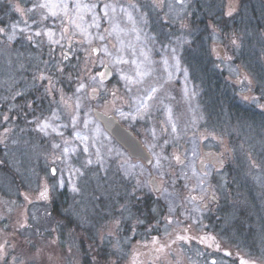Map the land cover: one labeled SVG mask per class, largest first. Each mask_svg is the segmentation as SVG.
I'll return each instance as SVG.
<instances>
[{"label": "rangeland", "instance_id": "obj_1", "mask_svg": "<svg viewBox=\"0 0 264 264\" xmlns=\"http://www.w3.org/2000/svg\"><path fill=\"white\" fill-rule=\"evenodd\" d=\"M213 1L226 16L236 9ZM60 2L25 0L0 31V264H234L235 248L264 247V132L236 121L230 136L211 122L190 67L201 44L187 34L192 0H64L67 17L39 7ZM208 28L229 91L264 112V54L253 48L241 75L233 34L221 46L211 40L221 29ZM106 66L113 78L103 82ZM95 108L132 130L152 164L133 159ZM204 151L214 155L206 163Z\"/></svg>", "mask_w": 264, "mask_h": 264}, {"label": "flooded vegetation", "instance_id": "obj_2", "mask_svg": "<svg viewBox=\"0 0 264 264\" xmlns=\"http://www.w3.org/2000/svg\"><path fill=\"white\" fill-rule=\"evenodd\" d=\"M199 1L201 2V0H192L186 19L188 28L187 34H190L192 39L190 42H192L194 38L201 41L200 48L197 51H192V53H198L201 62L206 60L207 46L204 43V40L206 39L207 33L205 28L209 21H214L216 27H219L222 32L220 33L219 39L215 40L211 36V40L216 41L215 43L220 44L221 46H226L229 41V32L230 35L233 34L234 39L240 43L236 44L237 41H235V46H233L232 49L234 52H232L233 55H231L232 61L237 64L239 71L241 72L240 74L246 75L242 64L246 63L245 61L249 59L248 57L253 54V48H255V54L257 53V56L261 55L262 57L264 54V0H237L236 9L234 7L231 16H226L227 14L222 11L221 6L216 9V2L213 0H202L201 3L203 4V7L200 8V11L196 8ZM21 2H25V0H8V2L6 0V6L8 7H4V9L7 11L8 23L1 25L0 31L6 30L11 23L17 21V17L19 16L17 8ZM4 4L5 0H3V5ZM33 4L34 0H26V9L32 7ZM261 34H263V36H261ZM207 155L209 157H205V163L206 160L214 157L213 153ZM216 159L218 158L216 157ZM135 160L138 162L143 161L141 159ZM218 161L222 164L219 159ZM158 193H160V191ZM201 197V199H203L205 195L203 194ZM209 198L211 202H217L213 193H210ZM132 199L133 196H131L129 201H132ZM140 203L139 200L138 203L136 202L131 208L133 213V216L131 215L132 221H137L140 215L143 216L142 203ZM207 208L208 204L206 203L203 209L206 210ZM232 258V260L235 261L234 264H241L242 261L247 262V264H264V247L235 248Z\"/></svg>", "mask_w": 264, "mask_h": 264}, {"label": "trees", "instance_id": "obj_3", "mask_svg": "<svg viewBox=\"0 0 264 264\" xmlns=\"http://www.w3.org/2000/svg\"><path fill=\"white\" fill-rule=\"evenodd\" d=\"M4 7L5 8L8 7L6 6V0L4 5H3V0H0V26L8 23L7 11L4 9ZM205 29L208 36V30H209L208 25L206 26ZM207 36L206 38H208ZM198 48L200 47L198 46ZM208 50H207V58L205 60L206 62L205 61L201 62L199 60V56H195L192 57L193 62L191 63L190 67H192L194 71V75H193L194 81H197L199 85H202L203 87L204 90L203 95L205 97L203 103H205L206 110H208L209 114L212 117L211 122L215 124L216 127H219L220 131H228V134L230 136H232V132H234L236 121L237 123L242 125L240 126L242 132L246 129V126H249L251 129L256 128L258 131L262 130L264 132V112L254 110L253 107H251V105L248 103H246L247 105H245L244 103H242V101H239L238 98H236L232 94L233 92L229 91V89L232 90L231 85L233 83L227 80L226 72L224 70H220V68L217 67L213 58L210 57V55L208 54L209 53ZM195 54L192 55L194 56ZM227 117L229 118L228 122L226 121ZM211 127L213 126L211 125ZM262 134H258L259 138H264ZM237 140L238 138L234 142H232V145L241 147L242 143L240 142V139L238 141ZM245 146H249V145L245 143ZM257 146L260 147V145ZM255 153L259 155L258 150H256ZM172 179L173 180L171 183L173 185L175 184L178 185L179 188L178 189L175 188V189L176 191L179 192L178 195H181L182 190L184 189L183 179L179 175H176ZM256 186H260V185H256ZM58 205L59 204L57 203L55 204L54 212L62 216V214L59 213L60 208L62 206L60 207ZM216 216H219V212L216 214ZM216 216L213 214L212 220H216ZM241 217H246V216H239L238 218L237 217L235 218V224L237 226L241 224L247 225L252 223L250 216L247 217L250 220L246 219V222L242 220Z\"/></svg>", "mask_w": 264, "mask_h": 264}, {"label": "water", "instance_id": "obj_4", "mask_svg": "<svg viewBox=\"0 0 264 264\" xmlns=\"http://www.w3.org/2000/svg\"><path fill=\"white\" fill-rule=\"evenodd\" d=\"M105 71L106 76L102 78L103 82L110 81L113 78V70L111 67L106 66ZM93 112L105 130L126 149L132 158L141 159L148 166L152 164L153 157L142 140L132 130L123 125L115 115L108 114L99 108H95ZM207 154L209 153L204 151V155L206 156ZM217 158L223 163L220 155ZM150 183L156 192L160 191L159 183L155 176L151 178Z\"/></svg>", "mask_w": 264, "mask_h": 264}, {"label": "snow or ice", "instance_id": "obj_5", "mask_svg": "<svg viewBox=\"0 0 264 264\" xmlns=\"http://www.w3.org/2000/svg\"><path fill=\"white\" fill-rule=\"evenodd\" d=\"M39 7L49 9V11L51 12V14H52L53 16H56V15L58 14V13H57L56 11H54L53 9L59 8V9H61V10L63 11V13H64V15H65L66 17L68 16V4H67L66 2H64V0H61V2L58 3V4H52V3L41 4V5H39ZM85 7H86V6H85ZM76 8H77V9H80V8H81V5H80L79 3H77V4H76ZM105 14H107V13H105ZM45 18H46V17H45ZM78 18H79L81 21H83V17H82V16H79ZM72 23L75 24V26H76L77 28H79L82 32H85V33L87 32V29L84 28V27L82 26L81 23H76L75 20H73ZM65 31H67V29H65ZM37 35H39V33H37ZM51 35H52V33H49V36H51ZM101 39H103V37H101ZM101 75H103V74H101ZM124 78H125V79H128V77H124ZM82 87H83V86H82ZM153 91H155V89H153ZM149 98H151V97H149ZM176 159L179 160V157H176ZM54 172H55V170H53V174H54ZM41 196L44 197V198H46V192H45V193H41ZM180 239H185V237H180ZM241 264H247V262L242 261Z\"/></svg>", "mask_w": 264, "mask_h": 264}]
</instances>
